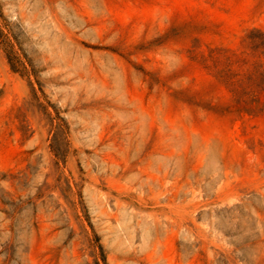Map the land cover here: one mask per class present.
<instances>
[{
    "label": "rangeland",
    "instance_id": "obj_1",
    "mask_svg": "<svg viewBox=\"0 0 264 264\" xmlns=\"http://www.w3.org/2000/svg\"><path fill=\"white\" fill-rule=\"evenodd\" d=\"M264 0H0V264H264V110L208 66Z\"/></svg>",
    "mask_w": 264,
    "mask_h": 264
},
{
    "label": "trees",
    "instance_id": "obj_2",
    "mask_svg": "<svg viewBox=\"0 0 264 264\" xmlns=\"http://www.w3.org/2000/svg\"><path fill=\"white\" fill-rule=\"evenodd\" d=\"M1 34L0 29V41ZM243 50H212L208 67L228 87L233 104L242 112L258 115L264 110V28L253 27L242 42Z\"/></svg>",
    "mask_w": 264,
    "mask_h": 264
}]
</instances>
